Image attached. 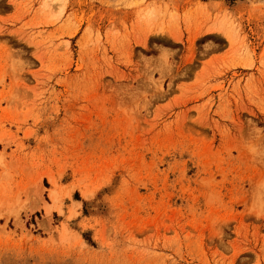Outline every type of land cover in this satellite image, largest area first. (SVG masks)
I'll return each instance as SVG.
<instances>
[{
  "label": "rangeland",
  "instance_id": "obj_1",
  "mask_svg": "<svg viewBox=\"0 0 264 264\" xmlns=\"http://www.w3.org/2000/svg\"><path fill=\"white\" fill-rule=\"evenodd\" d=\"M0 264H264V0H0Z\"/></svg>",
  "mask_w": 264,
  "mask_h": 264
}]
</instances>
